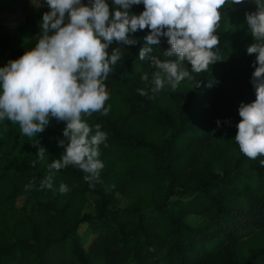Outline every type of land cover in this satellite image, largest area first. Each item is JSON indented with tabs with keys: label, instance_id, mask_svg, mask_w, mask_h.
<instances>
[{
	"label": "trees",
	"instance_id": "1",
	"mask_svg": "<svg viewBox=\"0 0 264 264\" xmlns=\"http://www.w3.org/2000/svg\"><path fill=\"white\" fill-rule=\"evenodd\" d=\"M106 2L113 11V0ZM90 3L81 0L84 6ZM12 6L23 19L16 25L0 23V68L32 50L42 34L45 5L0 0V12ZM144 10L141 3L128 11L138 16ZM219 11L215 34L220 43L213 51L220 59L201 73L184 61L192 78L175 90L165 83L152 91L153 65L132 72L150 29L130 33L134 45H109V55L115 48L122 56L105 81L108 115H82L93 128L90 135L96 124L107 134L99 146L104 168L94 187L84 180L86 173L69 165L56 171L51 189H40L49 165L64 152L59 142L65 139L66 121L50 116L43 132L28 137L18 124L0 120V264H264L262 245L238 252L247 228L264 231V156L250 159L235 142L239 106L256 98L250 81L257 54L246 49L258 41L245 14L257 8L243 0L227 2ZM159 39L147 45L148 54L176 60L163 55L170 48L168 38ZM145 72L147 81L141 79ZM196 102L204 105L196 110ZM41 147L43 159L36 154ZM62 183L71 190L60 193ZM115 193L126 194L128 204L113 207ZM87 194L93 195L92 216L82 213ZM17 195L25 198L20 206ZM148 201H153L149 212L144 209ZM188 216L199 222L188 224ZM82 224L89 234L85 239L78 235Z\"/></svg>",
	"mask_w": 264,
	"mask_h": 264
},
{
	"label": "clouds",
	"instance_id": "2",
	"mask_svg": "<svg viewBox=\"0 0 264 264\" xmlns=\"http://www.w3.org/2000/svg\"><path fill=\"white\" fill-rule=\"evenodd\" d=\"M228 0H113L116 6L110 12L106 0H91L90 6L81 0H46L50 9L42 18V34L35 47L19 59L9 61L0 68V120L19 125L25 136L41 133L49 124V117L66 121L61 140L64 152L60 159L50 165V174L40 181V189H51L56 171L69 165L77 166L86 173L83 178L94 187L104 168L99 159V146L107 140L101 125L93 128L82 119V115L102 112L108 91L105 81L122 53L109 45L120 42L134 45L130 33L146 27V46L139 52L141 60L151 52L147 45L160 43V37L168 38V48L163 55L176 56V60H160L151 57L155 71L152 73L153 92L164 88L165 83L175 90L181 81L191 79L183 67L187 61L194 73L207 72L209 66L219 60L213 51L220 43L215 34L221 21L220 9ZM240 4L243 0H231ZM143 4L140 15H130L132 5ZM246 23L257 43L247 47L248 55L257 54L253 64L251 83L255 89V101L241 103L235 142L248 158L264 156V3H258L257 11L246 13ZM67 19V22H65ZM166 29V31H164ZM258 65V66H257ZM147 81L149 74L144 73ZM197 86H199L197 84ZM146 95L144 90H138ZM219 126L220 121H216ZM107 145L105 144V147ZM45 149L38 148L40 159ZM264 165V161L261 162ZM35 166V163L33 164ZM55 170V171H52ZM34 181L26 185L33 187ZM71 189L60 184V193Z\"/></svg>",
	"mask_w": 264,
	"mask_h": 264
},
{
	"label": "rangeland",
	"instance_id": "3",
	"mask_svg": "<svg viewBox=\"0 0 264 264\" xmlns=\"http://www.w3.org/2000/svg\"><path fill=\"white\" fill-rule=\"evenodd\" d=\"M28 2L31 5L34 6H41L42 4L45 5V13L49 12L50 9L48 8L47 4H46V0H28ZM228 2H231V0H228ZM252 5L257 8L258 3H264V0H251ZM23 19V15L22 12L16 7V6H12L10 7V10L8 11H3L0 12V23L2 24H6V25H16L18 23H20ZM151 57H155L154 54H148L146 55V58L139 61L138 63V67H134V69H132V72H140L146 70L147 68H149L152 65V61H151ZM204 105V103L202 102H196V107L198 110L199 108H201ZM217 171V170H215ZM24 195H17L15 198V205L16 206H20L23 204L24 202ZM113 207L116 208H121L124 207L128 204L129 201V197L126 194H119V193H115L113 195ZM85 200L86 203L84 204V207L82 209V213L85 214H89V215H93V209H92V200H93V195L91 194H87L85 196ZM25 206L28 208L29 204H25ZM152 206H153V201H148V204H146L144 208L145 211H150L152 210ZM186 222L192 226L196 225L199 222V218L196 216H188L186 217ZM83 233H85V235H83ZM78 235L81 239H85L88 238L89 234L87 231V228L84 224L80 225L79 230H78ZM260 245L264 246V231L261 229H257V228H247L243 234L239 237V243H238V252L240 254H246L248 248H256L259 247Z\"/></svg>",
	"mask_w": 264,
	"mask_h": 264
}]
</instances>
